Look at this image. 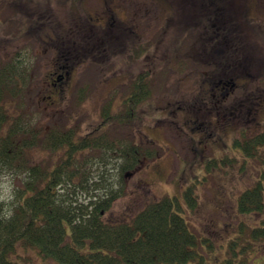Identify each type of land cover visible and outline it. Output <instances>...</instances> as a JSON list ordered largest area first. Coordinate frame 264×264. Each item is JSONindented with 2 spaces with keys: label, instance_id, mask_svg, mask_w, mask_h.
I'll list each match as a JSON object with an SVG mask.
<instances>
[{
  "label": "rangeland",
  "instance_id": "obj_1",
  "mask_svg": "<svg viewBox=\"0 0 264 264\" xmlns=\"http://www.w3.org/2000/svg\"><path fill=\"white\" fill-rule=\"evenodd\" d=\"M224 6L226 11L231 12L233 1H226ZM248 6L247 12H253L254 7ZM111 10L127 12L134 56L138 54L140 43L137 38L141 35L147 47L165 36L163 47L167 49H161L159 53L155 49H147L146 56L141 60H136L137 56L132 58V70L138 69L139 62L146 65L147 81L142 82L145 98L129 119L126 129L117 126L114 121L107 131L116 139L128 133L142 154L147 147H155L158 155L147 159L142 155L140 163L126 172L121 168L122 159L107 160V165L101 166L100 170H106L112 187L122 191L105 218L110 222L130 220L150 201L170 197L197 237L192 247L196 255L185 264H262L264 229L261 235L257 230L250 231L264 228V207L261 212L240 213L237 197L254 185L262 169L264 144L253 151V157L244 158L231 145V140L240 145L243 143L244 152L252 155L253 147L247 146L248 139L264 133V46L251 40L244 42V49L251 56L249 58L258 65L260 75L257 84L263 89L253 99L252 114H247L244 109L240 119L231 121L233 126L241 127L246 136L224 137L222 147L203 149L195 126L205 121L207 115L199 108L201 102L199 104L192 98L196 90L193 82L181 73L186 67L181 72L174 67L178 63L179 66L187 64L190 60L187 52L197 47L194 40L196 32L192 33V42L189 44L187 39L186 44V35L182 34L177 21V14L180 16L181 11L189 14L187 4L177 10L174 0H0V68L13 63L22 65L16 68V72L22 75L20 94L7 93L0 97V111H5L7 119L0 130V138L4 137L12 117L21 124L27 122L34 132L41 131L32 137L33 144H43L45 134L53 126L62 130L76 129V138L90 135L86 137L92 139L102 134L100 131L88 134V131L100 126L108 103L122 100V85L98 78L100 71L93 70L92 62L77 67L75 56L70 52L65 54L64 50L67 48L73 52L75 45L64 44L62 33L68 31L72 21L81 20L86 25L87 21L91 22V16L95 18L98 14L106 15V26H109L112 21L108 11ZM118 14L121 16V13ZM258 19L264 24V11L258 13ZM172 20L177 34L169 25ZM116 22L119 20L116 19ZM162 23L169 26L161 34ZM69 33L74 41L76 34ZM173 36L179 38L176 45L175 41L170 42ZM169 49L173 50L170 52ZM61 66V72L67 70L71 74L64 82L52 85L54 80L48 75ZM130 86L133 87L132 82ZM110 90L116 91L113 94ZM18 137L19 140L22 137L29 139L28 134ZM40 149L35 145L29 151L34 163L44 162L53 155L46 149ZM213 155L218 158L214 160ZM13 166V171H9L10 168L0 169V212H6L14 199V191L22 186L23 173L18 172L15 164ZM91 169L96 177L97 167ZM186 192H191V195ZM189 197H193L194 201L187 200ZM12 258L19 264H45L34 249H17Z\"/></svg>",
  "mask_w": 264,
  "mask_h": 264
},
{
  "label": "trees",
  "instance_id": "obj_2",
  "mask_svg": "<svg viewBox=\"0 0 264 264\" xmlns=\"http://www.w3.org/2000/svg\"><path fill=\"white\" fill-rule=\"evenodd\" d=\"M21 66L13 63L0 68L1 98L7 93L16 96L21 91L22 75L16 72ZM52 76L57 79V73ZM140 86L141 83L135 82L136 91L127 103V119H132L138 103L145 98L138 90ZM4 113L0 111V130L7 121ZM104 117L102 125L106 126L108 117ZM10 121L4 137L0 138V169L13 171L15 164L23 179L6 212H0V264H19L12 258L17 249L36 250L45 264L50 261L57 264H185L194 258L192 247L197 237L178 213L173 198L150 201L130 220L110 222L105 218L122 191L112 187L101 166H106L107 160L122 159L121 168L126 172L140 163L142 155L146 159L157 156V148L147 147L142 154L131 139L126 144L122 139L119 142L110 137L107 129L91 139L76 138V129L62 130L55 126L45 134L43 144H33L32 137L41 131L34 132L27 122L21 124L14 117ZM20 134H28L30 140L25 137L19 140ZM248 140L247 146L253 150L252 155L247 154L254 156L256 145L264 144V133L253 141ZM35 145L53 155L44 162L34 163L29 151ZM261 166L254 185L237 197L240 213L263 210L264 158ZM94 167L98 171L96 177L91 169ZM189 199L194 201L193 197Z\"/></svg>",
  "mask_w": 264,
  "mask_h": 264
},
{
  "label": "flooded vegetation",
  "instance_id": "obj_3",
  "mask_svg": "<svg viewBox=\"0 0 264 264\" xmlns=\"http://www.w3.org/2000/svg\"><path fill=\"white\" fill-rule=\"evenodd\" d=\"M226 1H233L231 12L225 10ZM263 2L264 0H174L177 10L184 4L188 6V15L185 11H181L180 16L179 13L177 14L181 32L186 35L184 39L186 44L187 39L189 44L192 42V33L196 32L197 34L194 38L197 47L187 52L190 55V60L187 64H182L184 66H179L178 63L174 67L177 71L186 67L183 74L193 82L196 89L192 98L198 100L199 104L201 102L199 108L202 113L207 115L205 121L198 122L195 126V133L199 143H202L203 149L222 147L224 137L233 138L234 135H240L242 138L243 135L246 136L245 131L239 126H233L231 121L240 119L244 109L247 114H252L253 99L257 97L259 90L263 91L257 84L260 75L257 72L258 65L256 61L249 58L251 57L249 52L244 49L246 40L264 46V24L260 23L261 20L258 19V13L264 11ZM247 3L254 7L255 11L247 12L249 7ZM108 13L109 19L112 21L109 26H106V15L98 14L95 18L91 16V22L87 21L89 25L72 21L68 31L62 33L64 44L70 46L71 43H74L73 46L75 45L73 52L67 48L64 50L65 54L70 52L72 56H75L77 67L92 62L93 70L100 71L98 78L122 85L124 92L122 100L114 102L112 100L111 103H108L105 114L108 117L107 125H102L105 119L102 116L100 126L88 131V134L103 132L107 127L113 126L114 121L117 122V126L126 129L125 126L130 122L126 118L129 114L127 103L132 93L136 91L133 89L135 82L142 83L146 80L145 62H139L138 69L132 70L130 68L132 58L138 57L136 60H141L146 56L147 49H155L157 53L161 49H167L163 47V43L166 41L165 36L163 38L159 36L160 38L154 44L147 47L142 40L144 36L141 35L137 38L140 44L138 54L135 53L137 57H135L131 50V31L130 26H127L129 19L127 12L111 10ZM118 13H121V16ZM116 19L119 22H116ZM169 25H172L173 32L177 34L173 20ZM169 25L162 23L161 34L166 32ZM185 28H187L186 32ZM69 32L76 34L74 41L71 39L73 35H70ZM175 39L173 36L170 42L175 41L176 45L179 38ZM172 50L169 49L170 52ZM62 68L61 66L59 70L52 72L57 73V79H53L52 85L64 82L70 76L71 72L67 70L61 72ZM52 73L48 75L50 78H53ZM131 82H133V87L130 86ZM142 87L143 83L138 90L144 96L145 91L142 92ZM110 91L114 94L116 90ZM229 130L231 131L229 132ZM234 131L236 133H232ZM228 133L229 136H225ZM258 135L259 133L251 136V140H255ZM240 136H237L239 140H241ZM117 138L125 142L128 139V133L121 134ZM231 145L239 150L242 157H248V152L243 150V143L235 146V142L231 140ZM255 148L258 146L256 145ZM212 158L216 160L218 156L213 155ZM201 160L203 161L204 158ZM263 229V227H257L250 232L255 230L262 232ZM261 257L263 258L262 264H264V256Z\"/></svg>",
  "mask_w": 264,
  "mask_h": 264
}]
</instances>
